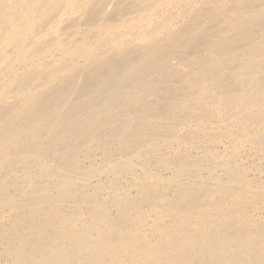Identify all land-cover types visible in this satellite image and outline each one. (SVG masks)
<instances>
[{
    "label": "bare ground",
    "instance_id": "6f19581e",
    "mask_svg": "<svg viewBox=\"0 0 264 264\" xmlns=\"http://www.w3.org/2000/svg\"><path fill=\"white\" fill-rule=\"evenodd\" d=\"M0 264H264V0H0Z\"/></svg>",
    "mask_w": 264,
    "mask_h": 264
}]
</instances>
